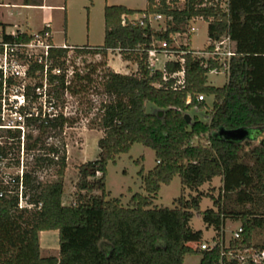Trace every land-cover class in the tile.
<instances>
[{
  "label": "trees",
  "instance_id": "1",
  "mask_svg": "<svg viewBox=\"0 0 264 264\" xmlns=\"http://www.w3.org/2000/svg\"><path fill=\"white\" fill-rule=\"evenodd\" d=\"M209 1L203 5L204 0H187L182 9L171 7L166 0H147L145 9L124 4L105 6L103 44L75 49L104 57L109 50H118L123 61L137 64V71H105L103 85L109 100L101 104L93 121L94 127L103 131L98 140L100 151L96 159L78 166L74 202H63L65 149L46 147L41 135L29 143L32 135L26 131L24 147L37 151L36 167L55 165L56 178L42 183L27 170L11 179L12 187L0 181V264H185L188 255H200L197 264H220V243L211 249L200 248L203 231L191 226L195 212L207 227H214L216 240L222 236L227 219L241 222L243 232L230 240L229 248H264V244L252 243L253 231L264 223V146L244 151L241 140L219 135L221 128H264V0ZM137 13H160L172 19L166 21L165 31L142 26L137 20L123 24V16ZM196 17L208 21L209 40L229 35L236 43V55L223 86L208 83L210 69L219 63L209 59L204 66L206 60L194 56L189 46L181 48L188 50L183 56V85L172 76L182 68L179 62L166 61L163 69L150 67L148 50L153 39L171 43L170 35L187 31ZM21 38L27 40L29 36L24 33ZM67 52L64 48L52 50L54 64L62 72L49 73V90L60 105H64L67 92H77L74 82L85 77L77 72L68 77L69 66L62 59ZM1 88L0 77V92ZM199 94L214 97L210 121L195 117L188 122L185 110L206 107L205 100H197ZM189 96L191 101L187 102ZM146 101L164 108V116L146 112ZM68 122L62 110L53 117L38 116L27 127L38 128L43 134L61 131ZM206 133L207 144H187L191 136ZM14 141L20 150V130L7 129L0 134V160L8 157ZM135 143L150 147L156 164L147 172L143 168L139 172L146 193H135L124 206L120 198H108L107 167ZM175 176L180 177L182 190L174 199V207L153 205L161 186L170 184ZM215 177L221 178L217 196L200 190ZM187 189L196 193L187 194ZM204 196L211 197L214 207L201 209ZM47 230L58 231V255L41 254L40 232ZM223 264L240 262L224 257Z\"/></svg>",
  "mask_w": 264,
  "mask_h": 264
},
{
  "label": "rangeland",
  "instance_id": "2",
  "mask_svg": "<svg viewBox=\"0 0 264 264\" xmlns=\"http://www.w3.org/2000/svg\"><path fill=\"white\" fill-rule=\"evenodd\" d=\"M48 3H63V0H47ZM14 3V5L12 4ZM22 0H0V16L2 19L21 23L26 26L29 24L33 32L43 28L46 22L47 11L38 8H26L21 5ZM112 4H129L135 9H145L146 0H70L67 11L54 9L51 12L52 18L49 20L52 26L53 37L56 43L62 44L67 40L76 46L103 44L105 33L104 8ZM137 16H141L137 13ZM65 18L67 27L65 28ZM157 25V22L154 23ZM160 25L163 26L162 21ZM196 28L190 38L191 48L202 50L208 44V21L197 19L193 23ZM10 26V25H9ZM183 36L178 38L180 43L185 42ZM158 61L155 68L162 69L164 62L168 59L164 52L157 54ZM69 78L77 72L80 78L74 82L77 92L74 94L66 93L64 105H61L63 113L68 118L63 130H48L40 134L38 128H27V132L32 135L29 143L33 142L37 136L41 135L43 144L46 147L50 145L64 148L67 156V168L64 178L63 202L72 203L76 200V184L78 181V166L88 160H94L98 157V140L103 135V131L95 128L93 121L96 119L101 104L109 100V95L104 91L103 76L107 68L113 69L124 74H131L137 71V64L134 62L123 61L119 51H111L106 57L100 54L82 53L73 49L68 54ZM227 82V76L223 73H209L208 83L214 86H223ZM206 107L200 109L197 107L185 110V115L191 117V121L198 117L203 122L210 121V110L214 101L213 96H205ZM145 110L148 113H155L164 116L165 109L156 106L150 101L145 102ZM190 121V122H191ZM5 131L0 129V134ZM236 139V138H235ZM236 140L242 141L244 151L253 146H264V128L253 129L250 134L241 135ZM208 134L193 135L187 139V144H207ZM10 144L9 141H7ZM15 142V141H14ZM5 142H3L4 144ZM10 149L8 157L0 160V181L5 185L12 187L11 179L17 174L22 175L24 171H33L37 180L45 183L56 178V166L45 164L36 167L34 157L36 150L28 151L24 145L26 142L22 139L20 150L17 148V142ZM156 164L155 152L141 143H135L128 153H122L117 156L115 162H109L106 176V190L108 198H120L124 206L135 193L145 194L143 188L140 170L145 172L152 169ZM221 186V178L215 177L211 182L204 183L200 190L204 193L213 192L218 195ZM182 184L179 176H175L170 184H163L158 196L153 201V205L159 207H174V199L181 194ZM97 191L96 193H98ZM186 193L195 194L196 191L190 189ZM25 205L23 199L20 200ZM214 207L211 197L204 196L201 201V209ZM241 225L239 220L227 219L223 229V239L227 244L233 232ZM191 226L194 229L203 231V241L214 242L216 231L213 226L207 227L202 217L196 212L191 219ZM41 254L43 256L59 254V236L55 230L44 231L40 233ZM252 243L254 245L264 244V223L257 226L252 233ZM193 247L197 245L191 243ZM200 255H188L185 264H197Z\"/></svg>",
  "mask_w": 264,
  "mask_h": 264
},
{
  "label": "built area",
  "instance_id": "3",
  "mask_svg": "<svg viewBox=\"0 0 264 264\" xmlns=\"http://www.w3.org/2000/svg\"><path fill=\"white\" fill-rule=\"evenodd\" d=\"M158 1V0H157ZM209 0H204V4ZM211 0L209 3L211 4ZM166 3L173 8L182 9L185 7L187 0H166ZM123 24L127 20L133 22L137 20L142 26H150L157 31L166 30V21L171 20V17H166L160 13H142L133 16H123ZM202 17L193 18L190 21L188 30L185 32H177L170 35L171 43L167 40L153 39L150 49L148 50V61L152 69L155 68L158 61L157 54L164 52L167 55L166 61H177L182 68L172 74L173 77H178L177 84L183 85L185 80V70L183 57L188 50L181 49L182 46H189V51H192L194 56L204 58L206 61L204 66L208 65V60H215L219 63V67L210 69V73L226 76L230 73L231 59L236 55V43L229 35H223L218 39L209 40L206 46L210 49L195 50L191 48V36L196 28L193 23ZM162 21L163 26L160 25ZM157 22V25L154 23ZM46 27H50L46 24ZM26 32L13 31L8 32L0 24V77L2 80V88L0 92V129L2 130H20L21 139H25L27 124L32 119L41 117H53L62 111L61 105L53 98L49 90V73L56 75L61 74L62 68L56 66L55 58L52 55V50L55 48L67 49V56L63 57L67 61L68 54L75 49L76 46L67 43L56 44L52 40L51 30L43 29L27 35V40L22 39L21 35ZM180 36L185 37L183 43L178 41ZM165 61V62H166ZM164 62V65H165ZM164 68V66H163ZM162 68V69H163ZM69 77V70H68ZM166 78V77H165ZM205 95H197L198 101H203ZM191 101L189 96L187 102ZM243 227H240L233 232L231 237L237 239L241 236ZM230 239V240H231ZM230 240L226 244L222 236L213 243L202 241L201 249H211L217 243L221 245L220 264H223L224 257L228 260L237 259L240 264H264V248L249 247L241 251L240 249H231ZM225 248H229L227 251Z\"/></svg>",
  "mask_w": 264,
  "mask_h": 264
},
{
  "label": "crops",
  "instance_id": "4",
  "mask_svg": "<svg viewBox=\"0 0 264 264\" xmlns=\"http://www.w3.org/2000/svg\"><path fill=\"white\" fill-rule=\"evenodd\" d=\"M12 4L14 5V3H12ZM69 4H70V0H63V3H61V4L60 3L51 4V3H48L47 0H29V1L22 0V3H21V5H24L26 8H29V9L38 8V9L47 11L46 22L43 25V28L45 27L46 24H49L50 25V30H51V34H52V40H53L54 43H56V42L54 40L53 32H52V26H51L50 21H49L52 18L51 12L54 9H60V10L66 12L67 9H68ZM124 5H126L129 8H132V7H130L129 4H124ZM146 5H147V0H146ZM0 24L8 32H13V31H19L20 32L21 31V32H26L28 34L34 33L32 31V29H31V27L29 26V24L26 25V26H23L19 22L18 23H15L14 21L2 19L1 16H0ZM39 31H40V29H39ZM103 42H104V39H103ZM63 43H67V44L73 45L71 43H68L67 40L65 42H63ZM56 44H58V43H56ZM74 46H76V45H74ZM88 46H93V45H88ZM47 231H51V230H47ZM55 231H57V230H55ZM41 232H44V231H41Z\"/></svg>",
  "mask_w": 264,
  "mask_h": 264
},
{
  "label": "water",
  "instance_id": "5",
  "mask_svg": "<svg viewBox=\"0 0 264 264\" xmlns=\"http://www.w3.org/2000/svg\"><path fill=\"white\" fill-rule=\"evenodd\" d=\"M185 118L188 122L191 121V117L189 115H185ZM251 131L249 130H243V129H236V130H226L224 128H221L219 130V135H223L226 138H238L241 135L250 134Z\"/></svg>",
  "mask_w": 264,
  "mask_h": 264
}]
</instances>
